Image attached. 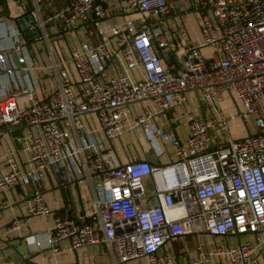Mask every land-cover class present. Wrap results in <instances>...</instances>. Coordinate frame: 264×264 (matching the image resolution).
<instances>
[{
  "label": "built area",
  "instance_id": "1",
  "mask_svg": "<svg viewBox=\"0 0 264 264\" xmlns=\"http://www.w3.org/2000/svg\"><path fill=\"white\" fill-rule=\"evenodd\" d=\"M11 1L16 15L0 0V127L21 135L0 155V192L19 187L23 211L2 233L49 214L47 177L96 180L78 219L56 215L43 242L25 239L52 255L66 241L102 245L109 264H179L165 243L205 234L234 242L182 264H264V0ZM182 14L197 20L199 42L186 41ZM187 91L207 115L184 111L178 140L153 121ZM224 97L230 117L253 115L256 134L230 136ZM127 131L166 142L172 159L121 162L112 142Z\"/></svg>",
  "mask_w": 264,
  "mask_h": 264
},
{
  "label": "crops",
  "instance_id": "2",
  "mask_svg": "<svg viewBox=\"0 0 264 264\" xmlns=\"http://www.w3.org/2000/svg\"><path fill=\"white\" fill-rule=\"evenodd\" d=\"M56 1V0H55ZM171 1V0H168ZM57 5V3H56ZM192 21L193 26L198 32L197 20L191 15L184 16V27L186 23ZM187 19V20H186ZM189 38V37H188ZM190 41H193L192 39ZM203 50V49H202ZM187 100L183 105L174 107L164 111L154 117L153 124L161 127L167 134L172 135L178 140H182L186 135L184 124V111L191 109L193 113L199 115H207L205 106L199 107L195 94L191 91L186 92ZM222 101L218 104H222ZM88 116V115H87ZM88 117H91L89 115ZM7 127H0V155L6 152V141L12 143L13 138L6 130ZM112 147L121 162L127 161L129 158H144L148 157L157 165L168 163L172 159L169 145L156 139L155 142L150 141L142 132H124L116 140L112 142ZM15 148V147H14ZM16 149V148H15ZM157 149L161 150V154H156ZM0 169L5 170V166L0 162ZM95 182L83 181L76 185H59L55 182L53 176H49L43 181V188L41 190L42 197L47 204L50 212L44 216H33L28 218L26 222H22L19 230L13 231L7 235L2 233L3 227L7 225L14 217L21 218L23 211V201L20 196L19 187L4 189L0 192V202L7 204V206L0 210V236L8 241L5 250L0 251V264H9L11 256L16 257L18 252L24 250L22 244L24 241L28 244L29 263L27 264H109L110 258L102 245L94 247H87L75 250L67 249V242L59 243L62 249L61 253L52 255L46 248H37L31 239H25L26 236L32 235L34 239L42 241L44 239L43 233L49 229L52 224V218L56 215L67 216L78 219L79 215L88 209V201L91 198L94 190ZM148 191V190H147ZM192 237L185 235L177 237L165 243L164 250L168 253H174L179 264H182L186 257L194 256L198 249L206 251L212 249L215 245L224 243L225 241L234 242L232 237H211L201 234L197 247L188 250L187 254L181 253V250L174 249L173 241H186ZM18 241V242H17ZM3 244L0 243V247ZM105 259V261H102ZM122 264H145L144 259L139 261L130 260Z\"/></svg>",
  "mask_w": 264,
  "mask_h": 264
},
{
  "label": "rangeland",
  "instance_id": "3",
  "mask_svg": "<svg viewBox=\"0 0 264 264\" xmlns=\"http://www.w3.org/2000/svg\"><path fill=\"white\" fill-rule=\"evenodd\" d=\"M172 1H174V0H171L170 2H172ZM8 4H9V9H10V12L12 15H16L19 13V7H17V5H15L11 0H8ZM170 7H173L172 4L170 5ZM168 12H170V9H168ZM180 18H181V21L184 22V15L183 14L180 16ZM188 20H190V19H188ZM182 22L180 23V20H179L180 24H182ZM181 32L186 33V35H187L186 41L187 40L190 41L191 39L193 41H196V42L200 41V39L198 37V32L195 29V27L193 26L191 20H190V22L186 23V27H184L182 25ZM201 52L206 54V53H208V49H203ZM222 100L223 101H222V104H220L219 109L224 116L228 117L227 126H228V131H229V134L231 137H233V138L238 137L239 138V137H243L246 134L253 135V134L257 133V127L254 124L253 115H248L247 118L243 121L236 118V117L232 118V117H230V115L233 112V105H232L231 100L227 97H224ZM216 136H217V140L219 139V136H220V138L224 137L223 133H221L220 135H219V133H216ZM95 183H96V180H95ZM191 237H192V239L188 238V239H186V241H182V240L181 241H173V244L175 243L174 249L177 251L182 250L184 244L188 250L189 249L190 250L195 249V247L199 241L200 235L196 236V237H193V236H191ZM103 258L104 257H102V261H105V259H103Z\"/></svg>",
  "mask_w": 264,
  "mask_h": 264
},
{
  "label": "water",
  "instance_id": "4",
  "mask_svg": "<svg viewBox=\"0 0 264 264\" xmlns=\"http://www.w3.org/2000/svg\"><path fill=\"white\" fill-rule=\"evenodd\" d=\"M9 133V135L13 138V144H14V147L16 149L19 148V145H18V141L16 138L20 137L21 135V128L20 127H15V128H11V129H6ZM146 160L151 164V165H155V162L153 160H150L148 157H146ZM18 242V241H17ZM0 243L3 244L2 247H0V251H3L6 249L7 247V244H8V241L6 239H3L1 236H0ZM18 244H22V248L24 250H22L21 252H18L16 257H12L10 258V262L9 264H27L29 263V257L30 255H28V244L27 242H23V243H18Z\"/></svg>",
  "mask_w": 264,
  "mask_h": 264
}]
</instances>
